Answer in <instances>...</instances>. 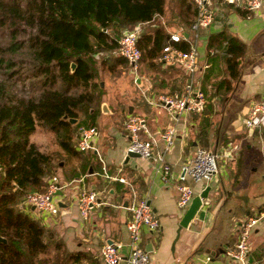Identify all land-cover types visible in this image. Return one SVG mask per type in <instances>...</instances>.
<instances>
[{"label": "crops", "instance_id": "obj_1", "mask_svg": "<svg viewBox=\"0 0 264 264\" xmlns=\"http://www.w3.org/2000/svg\"><path fill=\"white\" fill-rule=\"evenodd\" d=\"M210 3L214 20L196 39L198 70L188 73L178 64H166L158 59L139 61L135 77L138 82L143 78L148 80L146 92L142 91L143 97L141 93L130 95L125 100V113L118 109L117 99L111 101L110 95H102L93 121L98 131L97 151L78 150L73 154L60 151L62 159L54 173L64 184L58 190L62 192L57 193L59 213L50 215L30 207L32 214L62 239L64 249L71 253V264H104L101 247L105 242L117 244L122 255L118 264H127L129 210L126 206L132 189L138 198L148 201L160 222L159 228L153 231L141 228V244L145 250L150 249L147 251L157 264H243L225 251L236 243L240 223L250 215L264 212V115L260 126H245L251 104L264 95V2L253 12L232 8L225 0H210ZM193 8L196 12L194 2ZM156 17L162 20L168 37L170 33L180 34V39L174 41L176 46L182 48L180 42L185 41L188 48L193 40L192 31L179 16H174L166 6L164 13ZM156 17L150 26H158L154 22ZM145 26L142 23L141 32ZM222 31L245 44L239 73L235 76L229 73L223 53L208 55L209 42H216L221 36L215 35ZM119 65H113V69ZM186 84L204 92L206 103L202 111H182L178 119L173 120L164 107L147 101L181 90ZM103 103L106 106L102 107ZM129 113L143 114L149 131L155 135L169 124L175 125L174 143L164 152L172 168L167 182L155 172L151 159L136 156L126 160L129 139L123 121ZM197 146L219 153V171L208 182H195L187 176L194 194L211 185L210 201L198 209L187 227L181 228L172 248L185 210L177 204L176 177ZM157 148L162 150L161 142ZM103 166L109 175L123 176L126 182L106 177ZM82 188L98 193V204L86 218L81 217L76 201ZM251 234L245 264H264V215Z\"/></svg>", "mask_w": 264, "mask_h": 264}, {"label": "trees", "instance_id": "obj_2", "mask_svg": "<svg viewBox=\"0 0 264 264\" xmlns=\"http://www.w3.org/2000/svg\"><path fill=\"white\" fill-rule=\"evenodd\" d=\"M166 6L190 28L192 0H0V264H71L56 231L22 202L46 189L62 159L32 136L41 126L65 153L78 151L74 137L93 125L104 94L98 65L128 63L117 53L119 38L137 22L146 24L137 40L140 61L158 59L169 37L156 15ZM215 36L208 55L223 53L231 76L238 75L245 44L225 31Z\"/></svg>", "mask_w": 264, "mask_h": 264}, {"label": "built area", "instance_id": "obj_3", "mask_svg": "<svg viewBox=\"0 0 264 264\" xmlns=\"http://www.w3.org/2000/svg\"><path fill=\"white\" fill-rule=\"evenodd\" d=\"M196 6V18L190 25L192 39L187 49L179 48L174 41L180 39V34L170 33L169 41L164 45L158 59L166 64H178L188 73H195L199 67V52L196 39L199 38L201 30L209 26L214 20V10L210 0H192ZM229 4L237 5L248 12L258 10L264 0H225ZM142 31V22H137L131 27L126 28L120 38L117 53L123 56L130 66L137 70L141 59V49L137 44L138 37ZM147 101L153 105L164 107L177 120L182 111L200 112L204 109L206 97L199 88H193L191 84H186L181 90H174L163 93L157 98H148ZM264 115V95L256 99L250 106L245 126L252 128L260 126ZM129 142L127 151H135L140 156L152 160V165L160 179L167 182L172 176L170 163L165 159L164 152L172 147L176 137L175 125L169 124L158 135L152 134L146 124V117L140 113H129L123 121ZM98 131L95 126L84 127L80 130L75 147L79 151L96 150V139ZM158 142L162 143V150L157 148ZM219 153L203 146H197L188 162L181 166L177 175V204L186 208L194 196L192 187L187 183V176L195 182L210 181L219 171ZM106 177H113L122 182H126L123 176H111L106 172L105 166L102 167ZM57 175L53 174L47 182L44 191H34L26 194L23 204L34 206L40 212L56 215L60 211L58 200V190L63 187ZM76 201L79 213L82 218H86L90 211L98 204V193L93 189L82 188ZM129 218L126 221V228L129 235V251L125 257L127 264H157L150 256L149 252L141 244V228L156 230L160 222L153 213L148 201L145 198H138L134 189L131 192V199L127 204ZM264 212L257 215H250L240 223L238 239L236 243L229 247L225 253L229 257L241 261L243 264L250 253V235L255 225ZM118 245L114 242H105L101 247V255L104 264H118L122 258L118 251Z\"/></svg>", "mask_w": 264, "mask_h": 264}, {"label": "rangeland", "instance_id": "obj_4", "mask_svg": "<svg viewBox=\"0 0 264 264\" xmlns=\"http://www.w3.org/2000/svg\"><path fill=\"white\" fill-rule=\"evenodd\" d=\"M231 5L232 8H238L237 5ZM98 67L99 72L96 80L104 89V94L111 96V101H114V98L117 99L118 109H120L122 113L127 112L125 100L129 98L130 95L133 96L138 93L142 94V91L146 92L145 89L147 88L148 80L143 78L141 82H138L135 77L136 73L134 68L128 63L125 65L120 64L117 68H115V72L114 69L110 71V67L107 62L100 63ZM140 97H143V94L140 95ZM32 138L39 145L45 144V146H51L49 150L55 148L56 150L63 152L62 147L57 143L55 135L51 130L44 129L39 126Z\"/></svg>", "mask_w": 264, "mask_h": 264}, {"label": "water", "instance_id": "obj_5", "mask_svg": "<svg viewBox=\"0 0 264 264\" xmlns=\"http://www.w3.org/2000/svg\"><path fill=\"white\" fill-rule=\"evenodd\" d=\"M74 63H71L72 68L74 67ZM106 106L104 103L102 104V107ZM76 118H69V121L74 123L76 122ZM96 151V150H95ZM136 156H140L139 153L135 152V151H127L126 154V160L129 159V157H136ZM211 188V185L207 184L199 193L194 194V196L191 198L190 203L188 204V206L185 208L181 218L179 219L178 222V226L176 228V235L174 238V241L172 243V248L174 247V243L176 242L177 238L179 237L180 234V230L181 228H185L189 225V223L192 221V219L194 218V216L196 215L198 209L203 205V204H207L209 203L210 199L208 197V192ZM59 193L62 191H58ZM32 208H34V206H31ZM0 241H6L5 237L0 235ZM146 250H150L148 248H146Z\"/></svg>", "mask_w": 264, "mask_h": 264}]
</instances>
